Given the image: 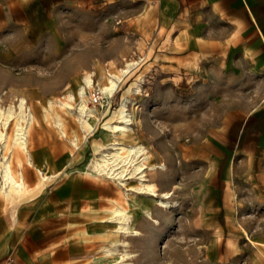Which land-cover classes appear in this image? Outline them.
Wrapping results in <instances>:
<instances>
[{"label":"crops","instance_id":"crops-1","mask_svg":"<svg viewBox=\"0 0 264 264\" xmlns=\"http://www.w3.org/2000/svg\"><path fill=\"white\" fill-rule=\"evenodd\" d=\"M66 6L88 15L101 11L98 43H88L83 27L72 52H63ZM112 20L125 37L115 50ZM133 45L140 55L130 59L135 72L151 79L140 97L130 98L135 137L151 161L166 165L156 170L158 189L178 191L177 215L195 224L194 237L238 238L239 222L264 242V0H0V88L8 92L42 93L31 82L37 76L32 61L53 69L58 85L76 83L85 72L94 82L96 74H119ZM118 94L122 100L120 85L101 107L89 108L98 115L90 118L92 128ZM101 130L94 143L109 141ZM32 141L27 151L5 153L0 145V156L24 183L19 195L1 191L0 165V264H108L100 253L120 250L121 235L108 215L112 196L122 199L123 188L112 191L108 181L86 173L89 154L83 163L86 151L78 146L57 136ZM142 195L129 197L131 224L141 232L129 237L137 257L152 252L160 236L145 211L170 219ZM214 244L209 253L220 256ZM253 249L259 257L246 264H264V243Z\"/></svg>","mask_w":264,"mask_h":264},{"label":"rangeland","instance_id":"rangeland-1","mask_svg":"<svg viewBox=\"0 0 264 264\" xmlns=\"http://www.w3.org/2000/svg\"><path fill=\"white\" fill-rule=\"evenodd\" d=\"M66 4V3H65ZM102 16L100 10L96 9L95 13H89V15L86 13V10L80 9L76 10L74 8H70V6H66L62 10V21H63V29L62 33L65 37V44L63 46V52L70 54L76 46V41L80 36V28H86L84 29V33L87 32L89 36V42H92L93 39H96V43H98L97 40L101 39V33H102ZM107 30V29H106ZM111 37V49L115 50L116 48L122 46V39H125V37L122 36V39L118 35V28L116 27L115 22L112 20L110 22V30H108ZM128 37L127 42L133 43L134 40ZM102 43L101 41H99ZM135 45V42H134ZM132 46L133 50H129V53L125 55L124 59H122V63L118 68L122 67L124 63L127 60L134 59L136 61L139 60L138 53H135V46ZM141 46L138 47L140 49ZM49 53V52H47ZM46 53V54H47ZM138 66V65H137ZM30 69L36 72V77L31 78L32 84H36L42 89V93L40 94L38 90L31 89V90H25L22 89L18 94L17 93H11L6 91L5 88H0L2 91V95L0 96V105L4 108H6L9 105L16 104V98L18 96L25 97L27 101V105L31 112V124L28 126L27 130V146H31L33 144L32 139H45L50 138L52 136H57L63 139L64 141L68 142L72 146H78L79 150L82 152L86 151V155L83 157V163H85L86 157L88 155V158L91 156L92 153V143L93 137L98 133V129L101 130L102 135L104 134L108 138V142L104 144H100V141L95 140V143L98 146H105L109 142L112 141L114 138V135L112 130L109 128H106L104 124L107 122L116 123L119 121L117 116H115V112L120 105L121 101L126 100V103L128 105V112H130V115H132L133 119V136L132 140L136 143L143 144L147 149L148 147L145 145V143L139 141L135 137V121L134 115L136 117V110L135 105L130 98L134 95L139 96L140 93H142V86L149 83V80L144 79L141 74L137 75L135 70L137 69L136 65L132 68V70L125 75L123 80L120 82V87L123 91V98L121 100V94L117 96L116 100L112 103L110 110L105 115V117L101 120L99 125L92 130H89L88 128H82L80 126V123L78 121V112L75 109L76 104L79 102L80 97L78 96V88L82 84L83 85V77L88 74L85 72L83 75H81L82 80H78L76 83H70L66 82L65 84L58 85L56 82L59 80L52 76L53 69H44L39 67V63L37 61H32L31 66H29ZM16 70L20 71L23 70V68L18 69L15 67ZM112 73L114 71H111ZM116 73V72H114ZM40 75V77L38 76ZM107 79V75H99L96 74V80L99 84L104 83ZM148 81V82H147ZM121 93V92H120ZM66 94H72L74 95V101L70 102L74 108H67V106H61L58 103V100L65 101V98L62 96H66ZM33 97V98H31ZM140 97V96H139ZM85 98V97H84ZM87 100V96H86ZM49 101L53 102L52 108L49 105ZM75 102V103H74ZM100 111V110H99ZM93 112V111H92ZM94 115L98 116L96 112H93ZM102 114L104 113L101 112ZM100 114V115H102ZM134 114V115H133ZM95 119V118H93ZM56 120L60 121V125L56 124ZM91 124H93V121L90 120ZM105 122V123H104ZM79 123V124H78ZM103 124V125H101ZM13 131V124L9 126L7 129V140L6 144L3 147V150L5 153L19 149L20 147L18 145L13 144L10 142L11 135ZM88 136V137H87ZM75 139V143L73 140ZM91 139V140H90ZM90 141V153L87 151V144L88 141ZM21 149V148H20ZM149 151V164H154L156 162L151 161V157L153 154L151 151ZM88 161V159H87ZM86 161V163H87ZM85 163V164H86ZM148 170L147 171V178L150 181L156 182V170ZM160 170V169H159ZM84 171L86 173H90L96 176V178L104 181H108L112 185V191L118 188L120 185L115 180L106 177L105 175L98 174L94 171L88 170L84 165ZM129 182L127 185H133L136 183L134 179H129ZM123 188L124 197L122 199H118V197L112 196L111 198V210L109 212V215L111 214V211L116 206H119L121 208H124L129 211V197L134 198L135 194H143V198H145V195L148 196L150 199L153 200L155 206L160 211H164L165 214H169V218L167 219L166 216L160 220L158 224H155L152 222L153 225H159L158 231L160 233V236L158 238L154 239V250L151 252L150 250L147 252L142 253L137 257V254L131 250L132 244L129 241L130 235H125L120 232H116L117 234L121 235V238L119 239V245L118 248L120 250H123L124 248L128 251L133 252L134 256L129 258L130 264H217V262H231L235 261L236 264H246V262L249 261V259H256L259 257V253H255L253 247L256 248L257 244L263 245V241H256L254 240L249 232L242 226L241 223L238 222L239 226L242 228V234L238 236V238H216V239H207V238H198L194 237V227L195 224L188 222L187 220H181L182 217L178 216V203H179V193L178 191L175 192V194L172 195L170 198L171 205L167 208L160 207L156 204L155 197H151V195L147 193H136L132 190H128V195H126L125 188L120 185ZM158 186V184H157ZM118 190V189H117ZM160 190V189H158ZM161 191V190H160ZM123 202H125V205H121ZM130 212V211H129ZM108 215V216H109ZM108 221H110L108 219ZM113 222V221H110ZM131 223V222H130ZM246 223H244L245 225ZM111 229L114 227V223H109ZM131 226L135 228L132 224ZM116 227V226H115ZM114 227V228H115ZM141 234V232H140ZM121 240H127L128 243L126 246L121 242ZM143 241H145V238H143ZM213 241L215 242V248H220L222 254L220 256H213V254L209 253V249L213 247ZM250 244V245H249ZM252 245V246H251ZM228 246V247H227ZM118 249V250H119ZM233 251V253H231ZM119 255V251L115 248L114 251L110 252V254H105L103 252V248H101L100 256L102 257L101 261H104L108 264H121L119 263L117 257ZM137 257V258H136ZM228 257V258H227ZM226 259V260H225ZM252 259V260H253Z\"/></svg>","mask_w":264,"mask_h":264},{"label":"bare ground","instance_id":"bare-ground-1","mask_svg":"<svg viewBox=\"0 0 264 264\" xmlns=\"http://www.w3.org/2000/svg\"><path fill=\"white\" fill-rule=\"evenodd\" d=\"M135 63L136 62L134 60L126 61L125 65L119 70V74H115L114 72L110 74L107 73L108 75L106 81L101 84L98 82L99 89L106 96H111L116 91L119 83L123 80L125 75L132 70ZM82 81L83 85L81 84L79 86L77 92L80 97V100L77 103L79 113L78 121L83 129L88 128L89 130H92L93 128L90 118L95 115L85 102L86 98H84V89L85 87L91 86L93 79L89 74H86ZM2 94L3 93L0 89V96ZM64 98L65 101L58 100L60 107L67 106L69 109L73 108L70 103L73 99L72 94H68ZM49 105L52 108L53 102L49 101ZM31 116L27 101L23 96H18L16 98V104L14 105H9L6 108H3L0 105V145L2 147L5 146L7 140V129L11 124H13L10 142L18 145L24 151H27V130L28 126L31 124ZM115 116L119 119L118 122H106L104 124L106 128L111 129L113 134H115L114 138L103 147L98 146L93 142L92 153L88 158L85 167L88 170L115 180L125 188L126 195H128L127 191L129 189L136 193H147L151 195V197H155L154 199L158 206L163 208L169 207L171 205L170 198L174 194V188L160 191L158 190L157 183L153 180L150 181L147 178L148 170L150 171L156 168L164 170L166 169V165L164 163L149 164L150 156L148 149L143 144L136 143L132 140V125L134 122L132 115L128 112L126 100L121 101L115 112ZM56 124L60 125V121L56 120ZM73 142L75 143V139ZM0 157L2 179L1 191L3 190L12 195H19L24 188L22 177L20 179L15 178L8 158H6L5 155ZM42 179L47 180V174H42ZM129 179H134L136 183L133 185H127ZM145 214L146 217L155 224L160 222L159 218L153 216L151 211L147 210L145 211ZM108 219L116 224L114 229L115 232H120L130 236L140 235V231L131 226V214L128 210L116 206L111 211ZM121 242L124 246L128 243L127 240H121ZM133 256V252L124 248L123 250H119L117 259L121 264H130L128 260Z\"/></svg>","mask_w":264,"mask_h":264},{"label":"built area","instance_id":"built-area-1","mask_svg":"<svg viewBox=\"0 0 264 264\" xmlns=\"http://www.w3.org/2000/svg\"><path fill=\"white\" fill-rule=\"evenodd\" d=\"M90 75V74H89ZM93 79V75H90ZM85 98L87 96V100L85 99V102L87 104V106L90 108L91 106L95 105V106H99L101 107L103 105V103L105 102L106 99L110 98L111 96H106L98 87L97 82H94V79L92 81L91 86L85 87ZM68 94H66L67 96ZM63 98L65 96H62ZM73 99L72 101H74V95H72ZM71 101V102H72ZM77 104L75 109L78 112V108H77ZM74 108V107H73Z\"/></svg>","mask_w":264,"mask_h":264}]
</instances>
